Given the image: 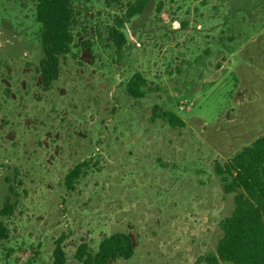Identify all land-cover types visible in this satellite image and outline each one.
I'll use <instances>...</instances> for the list:
<instances>
[{
    "label": "rangeland",
    "instance_id": "374dc122",
    "mask_svg": "<svg viewBox=\"0 0 264 264\" xmlns=\"http://www.w3.org/2000/svg\"><path fill=\"white\" fill-rule=\"evenodd\" d=\"M37 1L0 0V264H53L57 247L81 264L80 244L116 233L133 253L109 264L213 254L234 197L217 169L264 135V0H148L128 20L135 0H70L48 87Z\"/></svg>",
    "mask_w": 264,
    "mask_h": 264
},
{
    "label": "trees",
    "instance_id": "16d2710c",
    "mask_svg": "<svg viewBox=\"0 0 264 264\" xmlns=\"http://www.w3.org/2000/svg\"><path fill=\"white\" fill-rule=\"evenodd\" d=\"M148 0H135L129 4L124 19L141 14ZM36 19L40 23V44L43 58L40 62V77L48 87L59 74V57L68 53L72 41L70 25L72 9L70 0H38L35 6ZM123 24L117 20V27ZM109 38L118 48L125 44L123 33L111 27ZM142 79L134 76L126 91L132 97H140L139 85ZM162 118L171 125H181L182 120L173 113H163ZM220 175L230 179L225 187L233 193V209L219 224L221 231L215 252L198 260L197 264H264V135L256 138L234 154L228 162L217 169ZM75 172H71L69 177ZM5 233L0 227V238ZM130 237L116 233L103 238L97 250L92 253L85 243L75 253L81 264H109L117 259L132 256ZM53 264H64L60 248L53 251Z\"/></svg>",
    "mask_w": 264,
    "mask_h": 264
}]
</instances>
